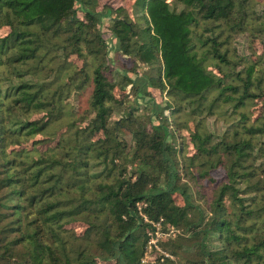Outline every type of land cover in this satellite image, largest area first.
Returning <instances> with one entry per match:
<instances>
[{
	"label": "trees",
	"instance_id": "obj_1",
	"mask_svg": "<svg viewBox=\"0 0 264 264\" xmlns=\"http://www.w3.org/2000/svg\"><path fill=\"white\" fill-rule=\"evenodd\" d=\"M131 6L0 0V264H264V0Z\"/></svg>",
	"mask_w": 264,
	"mask_h": 264
},
{
	"label": "rangeland",
	"instance_id": "obj_2",
	"mask_svg": "<svg viewBox=\"0 0 264 264\" xmlns=\"http://www.w3.org/2000/svg\"><path fill=\"white\" fill-rule=\"evenodd\" d=\"M134 1L135 0H100V5L101 6L107 5L108 8H110V7H112V8L126 7L127 9L131 10L132 9L131 5H133ZM6 31H7L6 28H4L2 30L3 33ZM105 37H108V34L105 33ZM240 41H243V39H241ZM256 45H257V48L259 51H262L264 49V44L257 43ZM127 61H129V60H127ZM156 96L159 100L162 99V95H161L160 91H158V90L156 91ZM78 104H79V107L81 110L87 109L88 105H89V94H82L80 96V100H79ZM115 118L117 119L118 116L116 115ZM183 134L188 135V133L186 131H183ZM186 144L188 145L189 153H191L193 151V149H192L193 147H192L189 139L186 140ZM214 175L217 178H221L223 176V171H217L214 173ZM160 248H161V251H157L155 253H152V255L150 257L155 258L159 254H164V253L166 254V251L164 250V248L162 246H160Z\"/></svg>",
	"mask_w": 264,
	"mask_h": 264
},
{
	"label": "built area",
	"instance_id": "obj_3",
	"mask_svg": "<svg viewBox=\"0 0 264 264\" xmlns=\"http://www.w3.org/2000/svg\"><path fill=\"white\" fill-rule=\"evenodd\" d=\"M145 219L148 220L146 216ZM152 224L153 230L149 233L150 238L148 241V249L143 258V262H146L149 260V258H151L150 256L152 255L154 250L161 251V248L159 246V240L161 238H165L167 234H169L163 230L162 219L160 221H152ZM166 254L168 255V253Z\"/></svg>",
	"mask_w": 264,
	"mask_h": 264
}]
</instances>
